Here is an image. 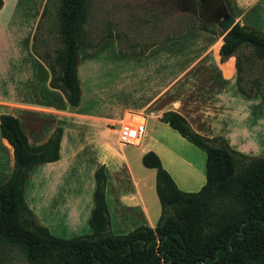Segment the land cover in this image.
Here are the masks:
<instances>
[{
	"label": "crops",
	"instance_id": "0c3cea01",
	"mask_svg": "<svg viewBox=\"0 0 264 264\" xmlns=\"http://www.w3.org/2000/svg\"><path fill=\"white\" fill-rule=\"evenodd\" d=\"M2 2L0 116L15 117L31 147L62 129L59 159L36 165L24 188L26 205L51 235L70 239L92 233L95 173L101 167L110 233L154 229L161 205L156 171L142 163L148 152L158 156L180 191H200L206 183V154L163 120L167 112L181 115L206 138L223 137L231 149L264 158L263 101L256 89L251 98L239 92L235 57L220 58L225 34L219 28L215 34L192 29L144 55L120 54L114 38L79 47L81 96L79 105L71 107L51 87V72L35 54V34L48 0ZM228 2L236 23L264 34V0ZM139 115L144 138L121 147V126ZM13 170V148L0 130V186Z\"/></svg>",
	"mask_w": 264,
	"mask_h": 264
},
{
	"label": "trees",
	"instance_id": "16d2710c",
	"mask_svg": "<svg viewBox=\"0 0 264 264\" xmlns=\"http://www.w3.org/2000/svg\"><path fill=\"white\" fill-rule=\"evenodd\" d=\"M2 4L0 0V9ZM51 4L56 7L60 47L52 54L41 55L35 34V54L51 72V87L60 90L71 107L79 105L81 96L76 74L79 47H95L105 38H114L120 54L144 55L154 46L182 38L195 28L216 33L205 25L192 26L178 35L154 40L140 51L129 52L120 46L118 32H109L93 45L83 42L81 29L88 18L86 0H48L38 29ZM242 49H250V57L264 64V34L236 23L223 36L221 61L235 57L239 92L251 98L256 89L264 105L261 84L245 81L242 76ZM163 120L206 154L205 185L196 193L180 191L158 156L146 153L142 163L156 171L161 217L154 229L139 227L115 236L109 231L106 176L101 167L95 173L94 208L89 220L92 233L64 239L41 226L24 200L31 170L59 159L62 129L58 128L46 143L31 147L19 121L2 114L1 135L13 148L14 170L0 186V250L21 254L25 264H264V158L231 149L223 137L209 139L196 133L175 112L165 113Z\"/></svg>",
	"mask_w": 264,
	"mask_h": 264
},
{
	"label": "rangeland",
	"instance_id": "374dc122",
	"mask_svg": "<svg viewBox=\"0 0 264 264\" xmlns=\"http://www.w3.org/2000/svg\"><path fill=\"white\" fill-rule=\"evenodd\" d=\"M225 2L228 8V0ZM195 3L197 0H86L88 18L81 29V39L93 45L109 32H118L122 49L137 52L154 40L178 35L192 26L218 29L213 18L200 17L199 3ZM20 4H25V0H20ZM55 15L56 7L51 4L36 33L41 55L52 54L60 47ZM239 56L244 80L258 81L264 94V64L250 57V49H242ZM0 264L25 262L17 252L0 250Z\"/></svg>",
	"mask_w": 264,
	"mask_h": 264
},
{
	"label": "built area",
	"instance_id": "2783aa9c",
	"mask_svg": "<svg viewBox=\"0 0 264 264\" xmlns=\"http://www.w3.org/2000/svg\"><path fill=\"white\" fill-rule=\"evenodd\" d=\"M132 117L133 120L124 123L119 130L118 141L123 148L139 144L146 134L143 117L141 115Z\"/></svg>",
	"mask_w": 264,
	"mask_h": 264
},
{
	"label": "flooded vegetation",
	"instance_id": "af4514ba",
	"mask_svg": "<svg viewBox=\"0 0 264 264\" xmlns=\"http://www.w3.org/2000/svg\"><path fill=\"white\" fill-rule=\"evenodd\" d=\"M199 3V13L201 18L211 17L216 20V16L226 7L225 0H197ZM228 9V8H227Z\"/></svg>",
	"mask_w": 264,
	"mask_h": 264
},
{
	"label": "water",
	"instance_id": "95a60500",
	"mask_svg": "<svg viewBox=\"0 0 264 264\" xmlns=\"http://www.w3.org/2000/svg\"><path fill=\"white\" fill-rule=\"evenodd\" d=\"M218 28L224 33H228L236 24L235 18L225 7L217 16L215 20Z\"/></svg>",
	"mask_w": 264,
	"mask_h": 264
}]
</instances>
